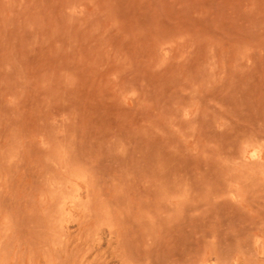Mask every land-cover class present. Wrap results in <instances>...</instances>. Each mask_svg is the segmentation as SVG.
<instances>
[{
  "label": "rangeland",
  "instance_id": "374dc122",
  "mask_svg": "<svg viewBox=\"0 0 264 264\" xmlns=\"http://www.w3.org/2000/svg\"><path fill=\"white\" fill-rule=\"evenodd\" d=\"M0 264H264V0H0Z\"/></svg>",
  "mask_w": 264,
  "mask_h": 264
}]
</instances>
